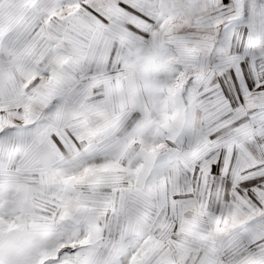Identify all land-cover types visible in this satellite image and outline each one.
Segmentation results:
<instances>
[{
    "label": "snow or ice",
    "instance_id": "obj_1",
    "mask_svg": "<svg viewBox=\"0 0 264 264\" xmlns=\"http://www.w3.org/2000/svg\"><path fill=\"white\" fill-rule=\"evenodd\" d=\"M0 264H264V0H0Z\"/></svg>",
    "mask_w": 264,
    "mask_h": 264
}]
</instances>
